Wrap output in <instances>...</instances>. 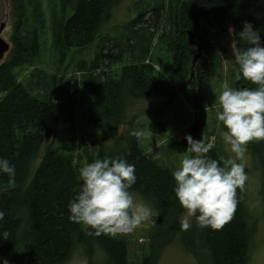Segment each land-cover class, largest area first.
<instances>
[{"label":"trees","instance_id":"obj_1","mask_svg":"<svg viewBox=\"0 0 264 264\" xmlns=\"http://www.w3.org/2000/svg\"><path fill=\"white\" fill-rule=\"evenodd\" d=\"M30 2L11 0V50L6 59L0 62V158L7 159L16 173L11 186H8L7 175L0 173V188L3 189L0 190V211L5 213L0 220V259L6 264H66L78 250L87 258L102 253V264H127L125 240L104 234L91 235L88 226L83 229L80 224L68 220V201L81 183L78 166L74 162V155L56 152L51 140L56 133L57 117L61 112L67 113V122H73L74 99L66 95L72 87L68 85L71 77L66 80L52 78V89L59 96V103L50 95L52 92L46 98L44 95L42 98L34 96L30 82H19L14 71L16 67L32 64L38 53L37 37L26 36L24 29L25 10ZM65 2L69 5V14L57 29L60 43L70 49L72 46L82 48L97 39L102 40L100 34L106 17L120 0ZM168 11L164 16V6L158 3L124 25L125 39L129 41L132 38L125 36L126 31H129L133 35L139 34L141 42L140 48L129 42H125V45L129 50L135 49V53L141 49L142 54L138 62L122 66L118 77L111 78L105 75L104 70L95 71L103 62L102 51L111 40L109 37L101 41L92 63L82 62L77 66L83 77L80 102L86 103V123L100 134V139L95 140L96 145L92 149H86L83 135L80 139L81 148L88 163L106 156H119L134 165L136 182L128 191L157 213L149 219L145 234L149 255L139 264H156L162 251L174 242H178L185 253L192 255L196 264H250L258 224L257 217L251 215L247 201L248 180L242 189L236 190L234 213L222 228H199L194 217H191L189 223L192 226L182 231L180 220L186 211L181 208L173 192L175 182L171 173L174 169L139 149L138 139L130 135L134 129L129 121L126 138L120 136L119 128L125 121L126 107L132 100L153 98L171 105L183 89L191 92V106L197 115L195 125H204L205 107L201 85L210 77L217 76L223 58L230 63V77L234 79L235 88L255 87L242 78L236 79L234 56L224 50L215 53L203 36L199 37L200 21L204 20L216 29L230 24L233 40L237 41L234 47L236 51L237 47L244 46L237 38L242 21L251 23L264 40V0H176ZM163 22L167 27L162 31L160 41L168 42L174 58L169 77L154 75L153 67L143 59L149 47L142 43L149 40V45L153 33ZM144 31L147 32L146 37H143ZM189 31L195 32V39L202 48L201 56L194 64L192 56L196 50L187 43ZM116 46L122 48L120 44ZM61 53L67 55V48ZM120 53L113 59H117ZM107 56L112 57L111 52ZM33 78L37 79L36 86H40L46 76L41 70L35 69L31 80ZM71 81L76 83V79ZM45 127L53 129L52 139L45 144L38 165L29 176L31 164L43 143ZM167 128L168 123L161 120L148 125V129L155 134L163 133ZM91 134L87 136L95 138ZM186 146L185 139L181 138L168 142L164 152L167 157L188 152ZM246 152L257 163L264 201V141L249 142ZM207 155L217 161L226 158L222 144L213 147ZM249 169L254 168L250 165V168L244 169L245 173ZM90 263L93 264L91 260Z\"/></svg>","mask_w":264,"mask_h":264},{"label":"rangeland","instance_id":"obj_2","mask_svg":"<svg viewBox=\"0 0 264 264\" xmlns=\"http://www.w3.org/2000/svg\"><path fill=\"white\" fill-rule=\"evenodd\" d=\"M158 3L164 6V16H166V12L168 13L169 8L175 5L176 0H120L119 4L108 13L102 29L104 34L101 32L100 35L102 40L109 37L112 41L110 40L107 47L103 49V62L100 63L98 70H95L96 72L104 70L106 72L105 75L116 78L122 66L139 61L138 59L142 54V50L140 49L135 53V49L129 50V47L125 45V42H129L134 44L136 48H140L141 42L139 34L133 35L132 32L126 31V38L128 36L132 37L128 41L124 37L125 31L123 27L126 23L128 24L147 10L155 7ZM69 9V5L65 0H31L29 7L25 10V35H35L37 37L38 53L32 64H26L15 68L14 71L17 80L24 84H29L30 82L29 85L33 86L31 93L34 96L42 98L44 95L46 98L52 92L50 95L60 103L61 100L59 96L54 94L52 89V78L56 80H59V78L66 80V78L70 77L71 80L76 79L75 84L69 80L68 85L72 87L69 88V92L66 94L68 95L67 97L74 99L72 113L73 122L69 123L66 121V112H61L59 114L56 123V133L53 139L51 138L52 140L49 139L45 141L43 138L39 154L31 164L29 176L38 165L45 144H48L50 140L52 141L51 146L56 152L74 155V162L79 169L81 166L88 163L81 148V137L85 135L83 140L86 149H92L96 145L95 140L100 139L99 132L92 130L86 123V103L80 102L83 77L81 75V70L78 71L79 69L77 66H80L82 62L90 64L94 61L102 40L97 39L92 44L82 48L76 46H72L70 49L68 47H63L65 45L60 43V33L57 26L68 16ZM12 22L13 13L11 9V0H0V23H4L1 37L9 44V49L0 62L6 59L11 50L9 32ZM165 24L166 23L163 22L162 25L160 24V28L155 30L153 39L150 40L149 45H147L149 40H144L142 43L143 46L149 47L146 49L145 58L143 59L153 67L154 75L169 77L174 67V58L168 42L166 40L160 41L162 31H165L167 27ZM138 26H136L137 29ZM230 27L231 25L227 24L216 29L213 25L201 20L199 37L203 36L208 47L214 50L215 53L224 50L228 54L234 56L235 49L231 46L234 40L232 34L230 35L229 33ZM222 28L225 30L223 31ZM146 35L147 32L144 31L143 37H146ZM119 44L122 48L116 46ZM66 48L67 55H64L61 51L66 50ZM120 51L121 53L118 58L113 59ZM108 52H111L112 57L107 56ZM194 55L192 56V64H194ZM105 64L108 67H106ZM35 69L41 70L46 76V78L40 82L42 83L40 86H36V78L31 80V74ZM231 72L229 61L223 58L218 67L217 76L210 77L202 83L201 92L204 97L205 107L204 125H195V123H197V115L191 106V92L189 89H183L178 92L174 103L171 105H166L162 100L153 98L138 99L129 102L125 110V121L119 128L120 136L126 138L129 121L133 129L141 130L143 133L138 139L139 149L146 154H151L152 157L157 159L161 164L169 166L174 170L179 166V162L182 158L191 156L192 154L183 152L167 157L164 151L166 150L165 146L168 142L179 141L186 135H190L193 139L202 138L205 142L215 138L213 140V147L217 145L221 146L222 143L218 137L219 129L222 128V124L217 122L214 118L215 111L219 110L216 98L222 90L221 86L224 83H228L231 87L235 88L234 79L230 77ZM85 94L87 95L88 93L85 92ZM158 120L167 122L168 128L163 133L155 134L148 129V125L150 122ZM91 133L94 134L95 138L87 136V134ZM223 151L226 156L224 145ZM93 154L95 155V153ZM250 158V155L246 152L244 160L242 161L244 169L250 168V165L255 169H249V171L246 172L249 185L247 201L251 210V215L257 217L258 224L254 237L253 250L251 251L250 264H264V201L262 192H260L262 185L260 183V173L257 170V163L253 161L252 158L250 160ZM131 195L133 196L134 202H142L138 196ZM181 218H187L188 222L191 220V217H188L186 212L183 213ZM149 221L150 220L143 222L128 234L117 235L118 238L126 242L127 264H139L149 255L147 245L148 238L145 235ZM80 225L83 229L87 227L82 223H80ZM90 260L93 264H102L104 260L103 254L97 253L91 258H87L77 250L66 264H91ZM0 264L6 263L0 259ZM156 264H196V261L192 255L183 251L178 242H174L162 251Z\"/></svg>","mask_w":264,"mask_h":264},{"label":"clouds","instance_id":"obj_3","mask_svg":"<svg viewBox=\"0 0 264 264\" xmlns=\"http://www.w3.org/2000/svg\"><path fill=\"white\" fill-rule=\"evenodd\" d=\"M237 38L244 46L236 48L233 58L236 79L242 78L255 87L234 88L224 83L216 98L219 110L214 118L223 125L219 139L226 158L217 161L207 155L215 138L205 142L186 135V149L192 155L182 158L171 173L176 200L199 228L219 230L231 219L236 190L242 189L247 179L242 163L246 146L264 141V40L248 21H242ZM236 43L231 46L236 47ZM142 134L138 129L130 132L137 139ZM0 173L7 175L11 186L15 168L5 158H0ZM134 173V165L119 156H106L81 166V183L67 204L68 220L88 226L91 235L117 236L132 232L157 215L146 203L134 202L128 191L136 182ZM4 215L0 211V220ZM191 226L187 218L180 220L182 231Z\"/></svg>","mask_w":264,"mask_h":264},{"label":"water","instance_id":"obj_4","mask_svg":"<svg viewBox=\"0 0 264 264\" xmlns=\"http://www.w3.org/2000/svg\"><path fill=\"white\" fill-rule=\"evenodd\" d=\"M4 27V23H0V61L3 59L5 53L8 51L9 49V44L1 37V33ZM222 30L224 31L225 29L222 28ZM187 43L189 45H192L195 47L196 50V54L193 57V62H195L202 53V48L201 45L199 44V42L195 39V32L193 31H189L187 34ZM192 76V74H191ZM53 135V129L50 127H45L43 130V137L45 139V141L51 139Z\"/></svg>","mask_w":264,"mask_h":264}]
</instances>
